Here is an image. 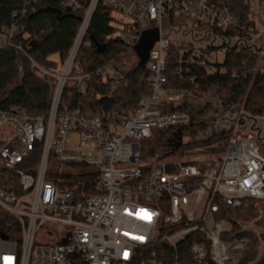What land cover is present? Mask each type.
Wrapping results in <instances>:
<instances>
[{
	"label": "built area",
	"instance_id": "2783aa9c",
	"mask_svg": "<svg viewBox=\"0 0 264 264\" xmlns=\"http://www.w3.org/2000/svg\"><path fill=\"white\" fill-rule=\"evenodd\" d=\"M19 1L25 14L39 0ZM58 1L72 12L82 8L80 0ZM99 4L119 16L128 51L144 32L156 30L158 38L146 63L151 94L133 112L86 117L60 105L66 87L92 93L96 78L115 74L112 63L94 73L76 63ZM168 15L184 23L166 29ZM15 29L0 32V49L24 51L13 41ZM172 32L192 61L204 56L209 74H225L228 52L252 57L257 26L235 15L232 0H91L58 71L31 59L55 83L46 117L17 107L0 115V264H242L248 240L233 237L228 210L264 204V153L243 127L228 130L234 135L221 153L209 147L178 161L141 158L153 131L191 123L187 112L164 109L183 98L165 89ZM77 166L84 170H65Z\"/></svg>",
	"mask_w": 264,
	"mask_h": 264
},
{
	"label": "trees",
	"instance_id": "16d2710c",
	"mask_svg": "<svg viewBox=\"0 0 264 264\" xmlns=\"http://www.w3.org/2000/svg\"><path fill=\"white\" fill-rule=\"evenodd\" d=\"M91 0H80L81 10L72 12L61 7L58 0H39L23 14L19 0H0V32L15 26L13 41L21 44L24 51L13 47L0 49V115L12 108H20L29 116L46 117L50 110L55 79L32 69L31 59L40 67L56 72L66 60L75 41L81 20ZM232 9L240 20L247 24L249 9L244 0H232ZM17 13L16 17L14 14ZM184 23L172 15L165 18V28L174 29ZM120 23L113 12L99 4L91 18L85 36L89 46H82L76 63L83 73H94L97 69L113 64L114 76L106 82L96 78L94 91L78 95L66 87L61 98V109L68 106L78 109L86 117L96 113L133 112L144 97L151 94L147 80L149 71L143 66L138 54L142 33L134 40L131 51L120 37ZM97 44L105 47L99 53ZM184 51L180 57V51ZM212 49L202 50L207 54ZM192 50L184 46H171L166 55L167 84L169 92L182 95L180 105H164L167 112L184 111L191 117L187 127L153 131L150 139L142 142V161L177 155L182 149L209 148L221 153L226 149L233 131L212 135L214 107L207 97L211 92L229 106L239 108L251 116L264 115V72L254 71L255 60L247 52L227 53V73H208L206 57L192 61ZM115 88L112 89V85ZM211 134L205 139L202 135ZM193 140L179 149L173 148L179 136ZM79 180V179H78ZM80 181H85L80 179ZM259 218V208L251 202L248 207L228 210V221L232 224L233 237L247 239V249L242 264H264L260 257L258 235L240 231L239 224L253 223Z\"/></svg>",
	"mask_w": 264,
	"mask_h": 264
},
{
	"label": "flooded vegetation",
	"instance_id": "af4514ba",
	"mask_svg": "<svg viewBox=\"0 0 264 264\" xmlns=\"http://www.w3.org/2000/svg\"><path fill=\"white\" fill-rule=\"evenodd\" d=\"M246 6L249 9V15L255 25L257 26V33L254 37L253 47H252V58L255 60L254 71L259 70L262 66L261 71L264 72V0H244ZM214 107L213 119L217 120L214 125H217L212 133H217L221 131H228L232 129L236 124L242 122L243 129L249 131L256 141L257 144L264 146V115L261 116H251L255 118L254 121L238 117L240 109L229 106L224 102L219 101L215 96L212 101ZM240 119V120H238ZM256 222L258 225H256ZM253 226V230L257 232L259 238L264 237V207L260 209V216ZM261 240V238H260ZM264 245V241L261 240Z\"/></svg>",
	"mask_w": 264,
	"mask_h": 264
},
{
	"label": "rangeland",
	"instance_id": "374dc122",
	"mask_svg": "<svg viewBox=\"0 0 264 264\" xmlns=\"http://www.w3.org/2000/svg\"><path fill=\"white\" fill-rule=\"evenodd\" d=\"M115 17H116V19H120L119 18V16L118 15H114ZM170 38H171V41H172V43H173V45H175V46H182V45H185V44H183L182 43V37L180 36V35H177V34H175V33H170ZM183 53H184V51H180V57H182V55H183ZM71 85H73V83H70L69 84V86H71ZM207 99L209 100V101H212L213 99H214V95H210V96H208L207 97ZM213 122H217V120H212ZM217 127V125H212V127H211V132L213 131V130H216L215 128ZM210 132V133H211ZM210 133L209 134H206V136H209L210 135ZM245 133H247V136L248 137H252V135H251V133L249 132V131H245ZM245 133H244V131L243 132H241L240 134L241 135H245ZM203 137V136H202ZM247 138V137H246ZM253 138V137H252ZM191 140H193L192 138H190V137H183V143H186V142H188V141H191ZM259 146H260V148L262 149V153H264V146H262V145H260V144H258ZM183 150L184 149H182L177 155H172V156H165V157H161L162 158V162H170V161H178V160H183V159H186V158H191V157H195V156H198V154H196L195 153V151H192V150H188V152L186 153H184V154H182V152H183ZM72 168H74V167H71V168H66L65 170L67 171V170H72V171H77V172H82L84 169L83 168H80V167H75L74 169H72ZM264 207V204H260V205H258V208H259V216H260V209H262ZM257 221V220H256ZM255 221V222H256ZM255 222H253V223H245V224H243V231H247V232H250V233H254V234H256V235H258L257 234V232H255L254 230H253V226L255 225ZM259 236V235H258ZM246 253V252H245ZM259 253H260V257H262L263 255H264V245L262 244V242H260L259 243Z\"/></svg>",
	"mask_w": 264,
	"mask_h": 264
},
{
	"label": "water",
	"instance_id": "95a60500",
	"mask_svg": "<svg viewBox=\"0 0 264 264\" xmlns=\"http://www.w3.org/2000/svg\"><path fill=\"white\" fill-rule=\"evenodd\" d=\"M158 38V33L157 31H150V32H145L141 38V41L139 43L138 46V54L140 57V62L143 66L146 65L148 59H149V51L153 45V43H155L157 41ZM97 48L99 53L104 52L105 47H101L99 44H97ZM245 118L251 121H254L255 118L250 117L248 115H245ZM239 125H243L242 122H239ZM224 133V132H222ZM173 148L175 149H179L182 145H183V137L182 135L179 136L178 140L176 142H174L173 144ZM174 154V152H172V155ZM256 225H258V223L256 222ZM261 240L264 241V237L261 236L260 237Z\"/></svg>",
	"mask_w": 264,
	"mask_h": 264
},
{
	"label": "crops",
	"instance_id": "0c3cea01",
	"mask_svg": "<svg viewBox=\"0 0 264 264\" xmlns=\"http://www.w3.org/2000/svg\"><path fill=\"white\" fill-rule=\"evenodd\" d=\"M171 104L174 105H180L181 104V100L180 99H169Z\"/></svg>",
	"mask_w": 264,
	"mask_h": 264
}]
</instances>
